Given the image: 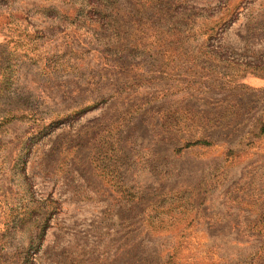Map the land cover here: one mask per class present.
<instances>
[{"label":"rangeland","instance_id":"374dc122","mask_svg":"<svg viewBox=\"0 0 264 264\" xmlns=\"http://www.w3.org/2000/svg\"><path fill=\"white\" fill-rule=\"evenodd\" d=\"M0 264H264V0H0Z\"/></svg>","mask_w":264,"mask_h":264}]
</instances>
